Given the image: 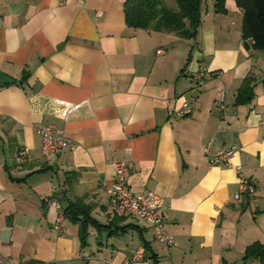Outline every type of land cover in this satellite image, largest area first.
Instances as JSON below:
<instances>
[{"label": "crops", "instance_id": "0c3cea01", "mask_svg": "<svg viewBox=\"0 0 264 264\" xmlns=\"http://www.w3.org/2000/svg\"><path fill=\"white\" fill-rule=\"evenodd\" d=\"M125 2L0 0V72L14 79L0 83V264H126L140 250L134 264H240L263 240L264 52L243 38V12L226 0L187 39L128 26ZM202 65L213 75L199 82ZM250 74L256 97L238 106ZM184 101L192 112L179 117ZM39 124L63 129L73 147L45 155ZM209 141L237 146L229 165L209 164ZM118 160L132 164L135 194L165 199L173 245L113 213L106 188ZM238 165L256 186L241 199ZM66 198H84L108 226L90 227L86 245Z\"/></svg>", "mask_w": 264, "mask_h": 264}, {"label": "trees", "instance_id": "16d2710c", "mask_svg": "<svg viewBox=\"0 0 264 264\" xmlns=\"http://www.w3.org/2000/svg\"><path fill=\"white\" fill-rule=\"evenodd\" d=\"M204 0H176L178 10L164 6L161 0H126L124 4L127 25L133 28L151 29L154 31L176 32L184 38H194L202 24V4ZM243 12L242 36L251 40L254 49L264 52V0H235ZM216 13H226V0H215ZM28 74L23 75V80ZM22 83V81H21ZM264 88V76L262 78ZM257 77L248 75L238 88L235 104H251L256 97ZM63 212L71 221L80 226V240L87 244L90 227L103 229L105 226L92 215V206L84 198L67 199ZM124 228V227H123ZM145 249L151 251L150 244L144 242ZM157 262V254L151 253ZM257 259L264 264V243L255 241L245 249L243 260Z\"/></svg>", "mask_w": 264, "mask_h": 264}, {"label": "built area", "instance_id": "2783aa9c", "mask_svg": "<svg viewBox=\"0 0 264 264\" xmlns=\"http://www.w3.org/2000/svg\"><path fill=\"white\" fill-rule=\"evenodd\" d=\"M212 71L205 65L200 66L195 74L196 79L202 82L206 77L212 76ZM226 90L219 92L220 105L223 107L226 100ZM192 112V107L188 101H184L176 115L183 117ZM260 127L264 133V117L261 119ZM37 131L42 137V150L45 155L57 153L66 148H72L73 142L66 135L65 131L55 125L39 124ZM237 146L233 145L228 148H220L213 151V141H209L204 152L208 157L209 164L229 165ZM28 148L21 151L22 155L28 154ZM115 169V177L113 182L106 188L109 196L111 209L114 214L122 217H135L143 220L154 230L155 238L168 246L174 244V238L168 235L164 229L165 226V199L151 191L143 194H135L131 189L130 178L132 174V164L122 160L113 163ZM240 177L239 189L235 194V199H241L244 195H251L255 192L256 186L252 180L244 173L243 167H236ZM63 213L61 214L62 219ZM144 256L143 250L126 260V264H134Z\"/></svg>", "mask_w": 264, "mask_h": 264}, {"label": "rangeland", "instance_id": "374dc122", "mask_svg": "<svg viewBox=\"0 0 264 264\" xmlns=\"http://www.w3.org/2000/svg\"><path fill=\"white\" fill-rule=\"evenodd\" d=\"M161 2L164 6H166L169 9L178 10V4H177L176 0H161ZM213 9H214V0H204L203 1V4H202V15L203 16H206L207 10L212 12L214 15ZM242 16L243 15L241 13V15H240L241 19H242ZM223 17H224L223 15H219V19H221ZM234 17H239V15H235ZM205 24H208V21L206 18H205ZM131 220H134V219H131ZM262 239H263L262 241L264 243V236L262 237ZM242 262L240 264H260V262L257 259H251V260H248L245 262L242 258Z\"/></svg>", "mask_w": 264, "mask_h": 264}, {"label": "water", "instance_id": "95a60500", "mask_svg": "<svg viewBox=\"0 0 264 264\" xmlns=\"http://www.w3.org/2000/svg\"><path fill=\"white\" fill-rule=\"evenodd\" d=\"M14 79L10 78L8 75L0 72V83H12Z\"/></svg>", "mask_w": 264, "mask_h": 264}]
</instances>
